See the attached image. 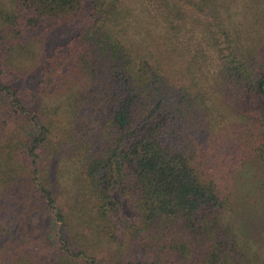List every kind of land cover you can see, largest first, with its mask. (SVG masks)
I'll list each match as a JSON object with an SVG mask.
<instances>
[{"label": "trees", "instance_id": "16d2710c", "mask_svg": "<svg viewBox=\"0 0 264 264\" xmlns=\"http://www.w3.org/2000/svg\"><path fill=\"white\" fill-rule=\"evenodd\" d=\"M0 34L46 71L29 162L0 149V237L30 242L0 264H264V0H0Z\"/></svg>", "mask_w": 264, "mask_h": 264}, {"label": "rangeland", "instance_id": "374dc122", "mask_svg": "<svg viewBox=\"0 0 264 264\" xmlns=\"http://www.w3.org/2000/svg\"><path fill=\"white\" fill-rule=\"evenodd\" d=\"M62 36H63L62 33L61 34L55 33L52 39L57 37L62 38ZM32 49L36 51L40 49V47L37 44V45H33ZM42 67H44L43 64L41 66L34 68V70H28L24 72L21 70H10L9 68L4 69L3 66H1L0 64V68H2V70L0 71V82L6 81L12 84L17 89L18 94L21 96V98L24 101V107L27 109L25 113L21 112V110L14 111L12 115L7 119L5 124L2 126V128L0 129V149L4 147L3 142L6 136L9 133H16L17 129H19L20 133L23 136V138H20L22 144L20 143L19 149L21 151L25 149V146L23 145L24 141L27 139L28 134L32 133V129L34 127L33 120L30 118L31 117L30 115H32L34 109L38 107L40 93L43 88L41 73H44L46 71L43 72ZM43 78H45V76ZM22 152H23V160L29 162L30 158H28V156L24 153V151ZM19 156H20V152H19ZM44 157L47 159L45 154ZM114 197L120 201V210L123 216L128 217L131 221H135L136 220L135 213L131 210V208L128 206L126 201L120 197L117 190L114 191ZM46 217L47 219L44 222L42 221V223H45L44 225H46V230L48 232L47 236L50 237L56 244H53L52 246L48 242L43 241L45 239L43 237L42 239L37 240V242L39 246L44 249L48 247L54 248L56 245L59 246V243L57 244L58 241L57 234L59 232L58 228L60 224L57 222L55 216L48 210L46 212ZM15 229L16 228L14 227L10 228L11 231H15ZM2 233L4 232L2 231V228H0V236ZM19 237H22L23 241H19L17 243L18 245H13V240L11 238H6V240H4L2 237H0V239L4 241V244L7 245V249L13 252L12 256L14 255V257L16 256V253H14V251H18L20 247L21 248L30 247V242L28 243L26 242L28 241V238L25 235H23V233L19 235ZM72 247L76 248L75 245H72ZM3 248L4 246L2 245L1 249ZM134 252L135 251L133 249H130L128 251V254L134 255ZM12 264H30V260L27 261L25 260V258H15V261Z\"/></svg>", "mask_w": 264, "mask_h": 264}]
</instances>
